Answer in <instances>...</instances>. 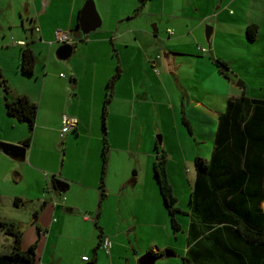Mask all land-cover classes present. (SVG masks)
Segmentation results:
<instances>
[{"label":"crops","instance_id":"1","mask_svg":"<svg viewBox=\"0 0 264 264\" xmlns=\"http://www.w3.org/2000/svg\"><path fill=\"white\" fill-rule=\"evenodd\" d=\"M2 1L0 0V8ZM94 1L101 16L102 25L89 35L75 38L72 46L75 48L74 45L77 46L81 42L88 45L96 55L109 51L116 57V61L109 70V77L111 79L114 77V82L111 88V104L108 106L105 117L102 110L111 80H108V74L106 76L105 73L101 78H95L86 83L76 75L73 85L70 78H64L60 82L59 89L65 98L64 108L73 105L76 108L82 107L84 110L82 113L78 112L79 109L71 111V114L78 116L80 123L77 130L65 135V140H63L64 136H61L62 116L52 120L49 110H41L46 91H52L49 66L45 67L46 76L43 80L41 99L35 94L33 86L28 85L22 87L13 85L15 89L13 88V93L9 95V99L25 95L39 105L32 132L29 131L26 123L7 114L6 96L0 94V140L24 146L23 141L28 137L31 139L30 145L24 146L26 147L24 160L5 153L0 143L2 203L0 206L16 209L28 204L30 208H27L25 215H28L31 210L36 212L35 228L38 233L36 238L42 241L43 246L39 264H50L51 257L56 258L57 250L64 252V245L69 240L77 239L94 243L95 236H98V246H100L102 237L107 236L108 230L103 222L113 196V194L108 195L109 189L114 185L110 183L112 174L115 175L118 186L121 188L127 187L126 183L131 176L135 178H131L130 182L138 183L140 176L149 174L148 163L145 164L144 169L136 165L130 171L124 172L125 162L122 156L125 152L123 144L126 143L129 146L132 141L131 136L126 137V132L134 127H142V120H139V117L144 115L147 107H152L155 113L151 136L156 133L162 134V136L158 135L161 136V140L160 143L157 140V144H163L164 148L170 150V152L164 151L166 170L174 194L179 201L175 192L176 186L184 185L189 199L195 184L196 171L193 168L195 158L199 156L211 160L224 146L235 145L238 133L234 130L238 126L232 121L233 107L240 105L239 102L243 96L264 101V97L253 94L251 90L255 87L250 86L249 79L245 81L246 88L237 86L233 78L236 73L231 74V78L228 79L220 73L215 63V58L219 54L216 46L217 33L224 29L228 35L235 37L228 39V43H235L231 47L234 48V54L238 57L234 56L239 58L241 55L244 68H264V0H180L179 2L158 0L156 6H154L156 0H142L143 3L140 5L139 0ZM9 2L10 5L17 3L22 18V28L19 23L5 24L0 16V48L11 51L15 49L18 52L19 48H30L35 55L41 49L50 55L52 48L57 44L54 42L55 29L62 27L72 34L77 28L79 15L86 0H9ZM148 3L150 9L146 11ZM168 6L174 8L175 14H167ZM139 8L141 11H138ZM162 12L165 15H162ZM152 22H156L154 36L150 29ZM207 22L213 28L210 42L207 41L206 36L204 40L200 31ZM27 23L30 25L28 26ZM252 24L258 27L253 39L248 33V28ZM162 26H164L165 35L160 34ZM169 29L173 30L172 34L169 33ZM30 41L34 42L33 45H30ZM132 49H135L137 53L132 54ZM21 57L20 54V59ZM225 61L231 62L230 59ZM3 63H0V67L5 71L8 79L11 75L9 76L6 72L20 73L29 79L24 81L31 80L32 76L21 73L18 65L11 69L10 63L7 64L6 61ZM8 69L10 70L6 71ZM35 71L36 66L34 73ZM129 73L131 75L124 80L123 77ZM236 76L244 78L239 71ZM78 85H81L80 90ZM76 90L81 97L84 96L82 92L87 91L90 95L89 100L76 106L72 104L69 100V92ZM117 100L127 103L128 108H116L114 103ZM165 101L169 105L168 116H172V124L167 132H163L160 127L159 118L163 114V109H158V105L162 106ZM230 102H233L232 106H229ZM262 106L264 108V104ZM67 110L68 108L65 109ZM261 111L264 109L258 108L252 111L247 123L248 127H245L244 123L240 126V131L248 132L245 136V145L250 150L249 161L256 164L264 163V127L258 128L252 121L257 122L259 117L257 114ZM131 112L135 113L133 118L130 117ZM227 112H229L228 120L221 119L220 116ZM184 115L190 123V129L183 123ZM115 132H117L116 136ZM166 133L170 135L168 140ZM81 138L86 139V142L81 143ZM105 141L108 146L110 144L114 148H117L116 144H118L119 151L117 157L114 156V151L110 153L106 165L108 179L105 177L103 183ZM61 143L64 144L62 154L57 149ZM175 148L180 151L177 161L173 159ZM149 155L153 158L154 169L158 155L152 153ZM169 160L175 162L173 167H178L174 169L178 175L173 176V179H171V170L168 168ZM243 166L241 165L239 170H242ZM215 171L217 178L220 180L225 178L223 168L215 169ZM152 172L151 169V176ZM172 180L181 183L179 185L176 183L175 186ZM4 184L10 185L7 191L4 190ZM151 187L155 191L158 189L154 177H151ZM102 188L105 195L101 198ZM16 198L21 199L18 206L15 204ZM263 205L264 202L262 203L264 208ZM189 207L181 208V210L189 213ZM187 213L184 216H189ZM86 216L90 218L87 219ZM0 218L22 224L16 218L1 215ZM179 221L181 230L188 233L189 221L185 222L186 220L183 219L181 221L180 218ZM74 235L78 237H72ZM30 237V234L26 232L22 240H29ZM162 250V247L158 246L152 252L161 258ZM165 250L168 253V255L166 253L167 257L176 256L172 250ZM99 252L96 248L94 257H90L88 261L83 259L87 255H83L82 264H114L116 262L111 254H107L109 257L107 261L105 256L99 255ZM133 252L136 254H132L129 262L140 264V258L138 259L134 246ZM35 257L37 258L36 255ZM165 264H171V262L166 261Z\"/></svg>","mask_w":264,"mask_h":264},{"label":"rangeland","instance_id":"2","mask_svg":"<svg viewBox=\"0 0 264 264\" xmlns=\"http://www.w3.org/2000/svg\"><path fill=\"white\" fill-rule=\"evenodd\" d=\"M157 1H154V6L157 5ZM180 0H176V2H179ZM172 2V0L170 1ZM143 3L142 0H139V5ZM147 10L150 9V4L148 3ZM172 8V9H171ZM141 8L138 9V11ZM186 9V7L184 8ZM24 11V10H23ZM135 11V10H134ZM167 14L173 15L175 14L174 8L171 6L167 7ZM182 12V11H181ZM166 14V15H167ZM162 15H165L164 12H162ZM0 16L3 18V22L7 24L8 22L11 23H19V26L22 28V21L21 16L19 13V7L17 3H12L10 5L9 0H3L1 3L0 8ZM24 16L26 17V14L24 12ZM28 23H30L28 20H26ZM27 23V24H28ZM155 23L152 22L150 24L151 34H153V31H155ZM31 24V23H30ZM28 24V26L30 25ZM210 25L209 22L204 24L201 27V34L206 40L205 36V26ZM158 27V26H157ZM161 29V35H165L164 26L160 27ZM22 30V29H21ZM26 32V31H25ZM29 33V32H28ZM27 33V38H29V34ZM2 36V34H1ZM154 36V34H153ZM12 36H10L11 38ZM235 38L230 35H228L226 30L218 31L217 33V49H218V56L215 59H221L225 61V59H230V71L231 74L236 73L239 71L244 78L239 77L237 78L236 74L233 76L235 78L236 85L238 86V82H244L245 88H246V79L250 80V86L255 87L253 90V94L255 96L264 97V68L256 69V68H250L246 69L242 65L243 59L241 55H239V58H235L236 54H234V48L231 46H234L233 43L229 42L228 39ZM26 39V38H25ZM30 45H33L34 42H29ZM59 44H55L52 48L51 54L48 55L45 50L39 49L37 51V57H36V71L31 77L30 81H24L29 80L27 77H24L20 73H8V75H11V78L8 79L5 75V71L1 68L3 75L5 79L7 80V83L10 87V90L8 93L5 92V89L2 85H0V94L8 96H11L13 93V85L17 87H22L25 85L33 86V90L35 94L41 99L42 92H43V80L45 75V67L49 66V74L50 78H52V91H46L45 97H43L42 101V107L41 110H49L50 117L52 120H56L58 116H63L64 114H68L71 116H75L78 118L77 115L71 114V111H77L76 109H79L78 112L82 113L83 108H76L73 105L68 106L67 111H65L66 108H64V101L65 98L63 94L60 91V82L64 78H70V82L73 85V79H76V77L80 78V80L84 83L94 80L95 78L99 79L102 77V75L105 73L107 76L108 74V80L111 79L109 77V70L113 62L116 61V57L114 56V53L110 54V52L106 51L99 55L94 54L93 50L88 47L85 43L79 42L77 46H75L74 51L72 55L65 60L59 59L56 55V50L59 47ZM134 48V47H133ZM24 48H19V52L15 49L13 51L11 50H3L0 48V63H3L6 61V63H10V66L16 67L18 65L19 70L21 73H23L21 69V62L22 57L20 59L21 51ZM124 53V52H123ZM137 51L135 49H132V54H136ZM18 55V58H17ZM22 55V54H21ZM124 55V54H123ZM221 55V56H220ZM235 55V56H234ZM96 56H98L96 58ZM238 57V56H236ZM139 59V57H138ZM152 61V60H151ZM4 64V63H3ZM10 69L6 70L9 71ZM236 70V71H235ZM47 71V70H46ZM235 71V72H234ZM24 74V73H23ZM76 75V77H74ZM131 74L126 75L124 80L128 79ZM38 83L37 85L35 83ZM242 87V86H240ZM81 85H78V89L80 90ZM15 89V88H14ZM61 93V94H60ZM84 94L83 97L78 94L76 91L69 92V100L74 104L75 106L77 104L83 103L85 101L89 100V93L87 91L82 92ZM66 95V93H65ZM78 97V98H77ZM5 98V97H4ZM40 101V100H39ZM111 104H108V106ZM91 105V103H90ZM39 106V105H38ZM107 106V110H108ZM114 106L116 108H128L127 103H124L123 101L117 100L114 103ZM168 104L166 101L162 106L158 105V109H163V114L160 116V127L163 132H167L169 130L170 125L172 124V116H168ZM104 107V106H103ZM97 108V106H96ZM71 109V110H70ZM95 110V109H94ZM102 113L104 115V108L102 110ZM144 115L139 117V120H142V127H134L131 130H128L126 132V137L131 136L132 141L131 144L128 146L126 143L123 144V147H125V152L122 153L123 160L125 162L124 165V172L130 171L131 169L138 166L140 169H144L145 164L148 163V175H142L140 176L139 182H130L131 178H135L134 176H131V178L127 181V187L121 188V186H118V182L116 180V177L114 174H112L110 183H114L112 185L113 187L109 189V194H113L111 197V201L108 205V208L106 210L107 216L103 222L104 226H106V235L110 237L112 241V248H111V257L114 256L115 263L114 264H133L132 262H129V259H132V254H136L133 252V246L136 248L138 259L144 255L145 253L149 251H153L155 249L162 247V257L156 259L155 264H160L161 262L165 264V262L170 261L171 264H182V258L186 253V247H187V231H177L175 232L171 225L170 215L167 210V207L164 203V200L161 196L159 187L156 189L157 191L153 190L151 187V177H154L155 182L157 184V180L155 177L154 169L152 166V159L150 158L149 153L157 154L159 158H161L164 155V151H169V148H164L163 144H157V140L160 143L162 134L156 133L154 136H151V128H154V124L152 121L154 120V111L152 110V107H147L146 110H144ZM135 113L131 112L130 117H134ZM181 119V118H180ZM80 120V119H79ZM27 126V125H26ZM147 131L149 133H147ZM112 135V134H111ZM117 135V132H115V136ZM158 135H161L160 137ZM169 134L166 133L167 140L169 138ZM66 136H64L63 140H65ZM105 138V136H104ZM174 138V136H173ZM81 143L86 142V139L81 138ZM106 139V138H105ZM0 143H10L5 140H0ZM12 144V143H10ZM108 144V143H107ZM114 144V142H113ZM159 147H158V146ZM63 143L60 144L59 152L62 154V151L64 150ZM117 148H114V146H111L109 144L108 149V157L112 151H114V156H118V144H116ZM122 147V146H121ZM174 156L173 159L177 161V158H179V149H174ZM92 154V153H91ZM147 155V156H146ZM137 163V164H136ZM139 163V164H138ZM175 162L173 160H169L168 168L171 170V179H173V176H177V171H174L176 167H173ZM108 168V166H107ZM193 168L195 170V166L193 165ZM151 169L153 170V175L151 176ZM108 171V170H106ZM108 179V172H106V176ZM179 182V183H178ZM179 185L181 182L172 180V184ZM135 185V187H134ZM3 187V185H2ZM176 195L178 197L177 205L181 208L186 209L189 207V199L187 197V189L184 185L176 186ZM10 188V185L4 184V190L7 191ZM46 194V193H45ZM0 204L1 199H0ZM187 204V206H185ZM264 206V205H263ZM0 208L2 209L0 211L1 216L11 217L19 219L22 224H18L21 226L24 234L27 232L30 234L29 240H22V248L23 250H28L30 247L35 246V255L36 258V264H39V256L43 252V246L42 241L37 240L38 233L36 230V212L34 210H31L28 215H25L27 212V208H30L28 204H24L21 207H17L16 209H6V206L1 205ZM190 210V207H189ZM178 217L183 220H186L185 222L190 223V217L184 216L179 214ZM4 219V218H3ZM8 221V220H7ZM10 221V220H9ZM130 225L129 227H127ZM100 227H103V225H100ZM132 228H134L132 231H130ZM188 230V227H187ZM34 231V235H33ZM23 234V236H24ZM72 237H78L76 235ZM97 239V240H96ZM13 237L6 234L2 229H0V253H9L12 251V244H13ZM94 243L92 242H84L83 240H69L66 245H64V252L62 250L56 251V258L53 259L51 257V263L50 264H82V256L87 255L89 258L94 257V251L97 248L100 252L99 255L105 256L106 260H109L108 255L106 254L105 250L98 246V236H95ZM97 241V242H96ZM119 243V245H118ZM95 245V247H93ZM118 245V246H117ZM172 250L176 253V256H166V250ZM102 257V258H103ZM88 264V263H85Z\"/></svg>","mask_w":264,"mask_h":264},{"label":"trees","instance_id":"3","mask_svg":"<svg viewBox=\"0 0 264 264\" xmlns=\"http://www.w3.org/2000/svg\"><path fill=\"white\" fill-rule=\"evenodd\" d=\"M257 29L255 24L249 26L248 33L252 39L255 37ZM21 54L23 73L33 74L36 63L34 51L24 48ZM215 63L220 73L230 79L229 64L221 59H216ZM113 82L114 77L108 84L109 91L104 103V117L111 101ZM0 85L4 87L6 93L9 92L10 87L1 68ZM232 103L230 102L229 106ZM239 104V106L233 107L232 121L238 126L234 130L235 133H238L235 145L224 146L211 160L199 156L194 160L196 180L189 196V213L184 212L177 205V198L167 175L165 155L161 158L158 157L154 163L155 177L169 212L173 230L177 232L182 229L179 214L187 213L190 216L187 251L182 258V264H264V208L262 207L264 202V163L256 164L249 161L250 150L245 145V136L248 132L240 131L242 123L245 124V127L249 126L247 123L252 111H256L258 108L264 109L262 106L264 101L243 96ZM6 111L10 117L26 123L30 132L34 130L38 105L27 96L22 95L14 99H9L6 96ZM257 115L259 116L257 122L252 121V123L258 128L264 127V111ZM227 116H229V112L223 113L220 117L226 120ZM182 120L190 129V123L185 115ZM30 141L31 139L28 137L23 141V145H30ZM108 150V144L105 141L103 183L108 162ZM241 165L243 168L239 170ZM219 168L224 169L225 178L221 180L215 175V169ZM104 195L105 191L102 188L101 198ZM20 202L21 199H15L17 206ZM0 229L14 239L12 251L0 253V264H36V257L33 256L35 246L28 250L22 248L23 230L21 226L0 218Z\"/></svg>","mask_w":264,"mask_h":264},{"label":"water","instance_id":"4","mask_svg":"<svg viewBox=\"0 0 264 264\" xmlns=\"http://www.w3.org/2000/svg\"><path fill=\"white\" fill-rule=\"evenodd\" d=\"M102 25L101 16L96 8L94 0H86L78 19V25L75 31L72 32L74 38L89 35L91 32L97 30ZM157 31V29H156ZM213 28L210 25L206 26V38L210 42ZM73 46L70 44L60 45L56 51L60 59H68L73 53ZM238 86L245 88L244 82H238ZM3 151L16 158L25 159L26 147L18 144L3 143L1 144ZM168 255V253H167ZM35 256V253L33 254ZM157 255L152 251L145 253L140 257V264H155Z\"/></svg>","mask_w":264,"mask_h":264},{"label":"built area","instance_id":"5","mask_svg":"<svg viewBox=\"0 0 264 264\" xmlns=\"http://www.w3.org/2000/svg\"><path fill=\"white\" fill-rule=\"evenodd\" d=\"M39 30L40 28H36ZM170 34L173 33L172 29L168 30ZM54 42L60 45L63 44H70L72 45L75 42V38L72 36L71 32L69 30H66L62 27H58L54 31ZM24 43V42H21ZM80 123L79 118L75 116H71L68 114H64L62 116V127H61V136H65L67 133L74 131L78 128ZM87 219H89V216H86ZM100 246L105 250L106 254H111V248H112V241L109 236H103L101 239ZM83 259L85 261L89 260L88 256H84Z\"/></svg>","mask_w":264,"mask_h":264}]
</instances>
